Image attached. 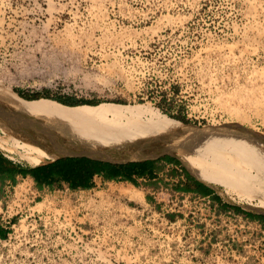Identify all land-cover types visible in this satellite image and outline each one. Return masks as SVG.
I'll use <instances>...</instances> for the list:
<instances>
[{
	"label": "rangeland",
	"instance_id": "obj_1",
	"mask_svg": "<svg viewBox=\"0 0 264 264\" xmlns=\"http://www.w3.org/2000/svg\"><path fill=\"white\" fill-rule=\"evenodd\" d=\"M0 82L25 98L145 104L264 140V0H0ZM1 143L34 163L0 131ZM213 190L214 203L164 188L146 199L139 182L37 187L17 174L0 181L13 223L0 264H250L252 226L224 211L264 213Z\"/></svg>",
	"mask_w": 264,
	"mask_h": 264
},
{
	"label": "bare ground",
	"instance_id": "obj_2",
	"mask_svg": "<svg viewBox=\"0 0 264 264\" xmlns=\"http://www.w3.org/2000/svg\"><path fill=\"white\" fill-rule=\"evenodd\" d=\"M42 101H51L58 107ZM113 104L118 105H101L95 111V105L85 103L66 106L44 98L24 101L0 82V131L22 148L27 158L37 162L41 157L55 158L79 151L108 154L98 148L132 153V146L165 138L178 133V129H198L196 125L163 116L145 104ZM28 117L49 123L51 133L62 137L63 143L41 140L32 128L26 127L30 124ZM205 127L211 126L199 129ZM255 140L251 132L241 133L238 129L211 133L204 140L191 139L186 151L175 157L193 177L226 199L234 195L244 201L245 207L263 213L264 144ZM122 193L134 200L142 197L141 190L135 187Z\"/></svg>",
	"mask_w": 264,
	"mask_h": 264
},
{
	"label": "trees",
	"instance_id": "obj_3",
	"mask_svg": "<svg viewBox=\"0 0 264 264\" xmlns=\"http://www.w3.org/2000/svg\"><path fill=\"white\" fill-rule=\"evenodd\" d=\"M54 98L66 104H74L77 102H87L85 104H89L96 102L92 100L76 99L72 96H56ZM166 114L183 123L187 121L183 116ZM158 159L180 164V161L176 157L169 155L137 162L132 161L125 164H112L99 160H92L85 156H60L39 164H20L19 162H12L0 155V179L7 178L10 182H13L15 180V174L18 173L21 176L29 175L32 177L37 187L59 186L62 182H65L69 188H85L92 185L91 176L97 173L107 179L128 180L136 184L135 179L131 177V173H136L137 175L148 174L153 166V162ZM182 168L185 170L183 166ZM206 187L209 188L208 186ZM181 188L185 189L186 186H182ZM146 199H149L147 195ZM232 208L234 210H241L239 207L235 206H232ZM244 213L248 217L260 220L264 225V214ZM3 236H5V234H3Z\"/></svg>",
	"mask_w": 264,
	"mask_h": 264
},
{
	"label": "water",
	"instance_id": "obj_4",
	"mask_svg": "<svg viewBox=\"0 0 264 264\" xmlns=\"http://www.w3.org/2000/svg\"><path fill=\"white\" fill-rule=\"evenodd\" d=\"M10 91L14 93V95L21 100L24 101H29V100H35L39 98H25L18 94V92L14 91L13 89L10 88ZM44 99H49L52 101H55L61 105H66V106H74V105H79V104H84L87 102H77L74 104H66L58 101L57 99H51V98H46V97H40ZM98 103L97 101L94 103H89L90 105H94ZM116 103H125L123 101H117ZM27 120L29 121L30 124H28L26 127L30 130L31 128L34 130L33 132L36 134L37 137L45 139L46 141H54V142H60L63 143L62 137L57 136L56 134L51 133V126H49V123H43L39 121V119L34 118V117H28ZM20 123V122H18ZM21 124V123H20ZM203 127V125H201ZM201 126H197V130H185V129H178L176 130L178 133H174L173 135L167 136L165 138L150 142V143H144L141 146L131 147V152L128 153L127 151H121L119 149H106V148H98L100 151H103L106 156L102 155H95V154H90L87 152H74V153H64L60 156H85L88 157L92 160H99L102 162H108L112 164H125L128 162L132 161H143L146 159H154L158 158L164 155H169L175 157V154L182 153L186 151L188 146H190V140L191 139H196V138H202L204 140L208 134L213 133L216 135L217 132H226V131H232V130H239L241 133H246L250 132V128L240 126V125H226V124H219V125H214V124H207V126H211L208 128L204 129H199ZM25 127V128H26ZM245 135V134H244ZM247 136V135H246ZM257 140V142H262L264 144V140L258 135H254ZM249 138H252L251 136H247ZM189 144V145H188ZM74 145V144H73ZM187 145V146H186ZM77 148H79L77 145H75ZM123 155H128L125 158H120ZM57 156V157H60ZM56 158V157H55ZM185 168V167H184ZM187 171V169L185 168ZM188 172V171H187ZM189 173V172H188Z\"/></svg>",
	"mask_w": 264,
	"mask_h": 264
},
{
	"label": "crops",
	"instance_id": "obj_5",
	"mask_svg": "<svg viewBox=\"0 0 264 264\" xmlns=\"http://www.w3.org/2000/svg\"><path fill=\"white\" fill-rule=\"evenodd\" d=\"M0 155L5 157L3 151L0 149ZM7 158V157H5ZM9 159V158H7ZM12 162H19L18 159H9ZM18 174V173H17ZM15 174V175H17ZM20 175V174H19ZM131 177H133L137 182L143 183L145 185L148 192L149 198H151V192L157 189H166L169 193L178 194L179 196H183L188 199V201H195L196 199L203 200L205 202H212L216 198L215 191L209 187L204 186L205 184L193 177L190 173L185 171L179 164L174 163L172 161H167L164 159H158L153 162V166L150 169L148 174L137 175L136 173H131ZM98 179L99 181H104L107 178H104L101 174L94 173L91 176L92 184ZM8 180L7 178L0 179ZM112 180V179H111ZM128 181V180H125ZM201 182V183H200ZM182 186H186L185 189H182ZM228 208H232V206H226ZM244 213V212H242ZM247 216V215H246ZM248 217V216H247ZM249 219L258 222L261 226L264 227L263 223L253 217H248ZM0 238H3V234H6V229L0 226Z\"/></svg>",
	"mask_w": 264,
	"mask_h": 264
},
{
	"label": "built area",
	"instance_id": "obj_6",
	"mask_svg": "<svg viewBox=\"0 0 264 264\" xmlns=\"http://www.w3.org/2000/svg\"><path fill=\"white\" fill-rule=\"evenodd\" d=\"M2 143L5 144L6 141L2 140ZM2 143L0 144V149L3 151V154L5 155V157H7L9 159H14V156L18 155V151L8 149L7 147L2 146ZM41 158H43V157H41ZM48 159H51V158L47 157V159L45 161H47ZM45 161H39L38 160L37 162H34L33 164H39V163H42ZM224 213L233 214V215L239 217V219H241L242 222H246L252 226V230L255 234V236H254L255 240L253 242V247L256 250L253 252V256L250 258V264H264V227L261 226L258 222L249 219L245 213H233L230 208H227L224 211ZM9 220H10V217L3 219L2 213H1V215H0V226L2 228L6 229V234L8 233V231H7L8 228L13 225V223H9ZM256 234H258V236H256ZM230 251L235 252V248L230 247Z\"/></svg>",
	"mask_w": 264,
	"mask_h": 264
}]
</instances>
